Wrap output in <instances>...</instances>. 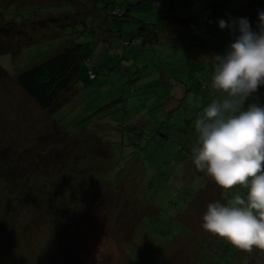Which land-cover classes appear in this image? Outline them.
I'll list each match as a JSON object with an SVG mask.
<instances>
[{
    "label": "rangeland",
    "instance_id": "374dc122",
    "mask_svg": "<svg viewBox=\"0 0 264 264\" xmlns=\"http://www.w3.org/2000/svg\"><path fill=\"white\" fill-rule=\"evenodd\" d=\"M60 1L0 0V264H264V251H241L201 227L209 203H224L245 190L225 192L205 173L195 174L192 160L179 163L196 146V117L218 95L203 87L202 75L213 68L203 63L185 68L184 49L166 41L137 58L147 68L95 69L96 80L90 81L82 66L65 103L50 114L16 87L17 68L36 64L57 48L48 40L28 46L31 29L41 41L42 26L54 19L53 13L30 9ZM150 1L95 4L135 6L130 16L137 19L147 16L136 9L138 3L156 16ZM250 1L216 0L215 22ZM73 6L83 11L78 2ZM207 6L200 10L202 18ZM64 7L73 22L82 20L72 5ZM127 22H112L120 28L119 39H128ZM249 23L256 31L258 19ZM73 26L64 23V39ZM89 38L85 30L70 40L83 44L88 55L94 44L82 41ZM231 41L225 34L224 51ZM115 47L122 56L118 41ZM170 79L186 89L172 90ZM176 91L181 94L171 95ZM254 95L264 105V91ZM214 184L221 195L216 185L209 186Z\"/></svg>",
    "mask_w": 264,
    "mask_h": 264
},
{
    "label": "trees",
    "instance_id": "16d2710c",
    "mask_svg": "<svg viewBox=\"0 0 264 264\" xmlns=\"http://www.w3.org/2000/svg\"><path fill=\"white\" fill-rule=\"evenodd\" d=\"M77 2L83 6V11L74 9L73 5ZM66 4L72 5L73 8L71 11H75V14L80 18L83 16L80 22H73V13L64 7ZM140 4L138 3L136 5V9L140 10L142 8V12L147 16L140 15L137 19L130 16V11L133 8L135 9V6L130 5L129 8L123 9L116 5L110 7V4H103L99 8H96L95 0H61L59 5L50 3L39 9H30L32 11L38 10L37 15L53 13L52 16L54 19L46 20V23L42 26V29H44V37L41 41L34 39V34L37 31L34 32L31 29L29 34H27L29 37L28 46L33 43L39 44L44 40H48L54 41L57 44V48L54 51H50L51 53L49 55L51 56L48 55V58L46 57L28 67L17 68V71L14 72V83L41 111L50 114V112L65 103V101L62 102V98L69 92L71 86L79 77L82 66L88 69V78L90 81L96 80L97 74L95 69L103 70L104 68H112L117 72L121 70L120 68L126 70L127 68H132L133 65L135 68H147V64H138L137 58L142 56V53L147 48L158 47L166 41H172L173 48L176 50L178 48L184 49L180 62L184 64L185 68L192 67V70H194L201 63L207 66V68H213L211 56L213 53L223 54L225 48L224 35L230 33L227 28L221 30L218 22H215L220 11V6L216 4V0H151L150 5L156 12L155 17L147 13L149 10L143 9ZM205 4L208 5L206 8L207 12L202 18L199 13ZM11 7L18 8L15 5H11ZM189 10L192 13L190 16ZM258 10L264 11V0H252L246 6L223 15V19L225 18L224 20L227 21L229 16L247 17L248 21L251 22L252 20L258 19ZM184 11H186L188 16H184ZM159 14H163V16ZM121 18H126L128 21V26L124 28L127 34H129L128 39H119L116 34H119L120 28L115 29L112 25L113 21ZM29 19L30 14L23 21L28 22ZM43 19L45 21V18L42 17V21L39 20V23H42ZM67 20L74 24L72 28L73 33L72 36H67L64 39L65 34L62 30H64V23ZM10 24H7V26ZM14 25L11 24L10 26ZM19 30L22 31L24 28L22 27ZM85 30L90 34L91 38H89L90 42L89 40L82 42L85 45L94 44L91 49H88V55L82 52L83 44H77L75 40H70V37ZM17 32L21 35L18 30ZM63 41H65V44H63ZM117 41L121 47L119 49L123 53L122 56L118 55L117 51H112L114 48L117 49L115 47ZM96 47L97 50L95 49ZM89 54L91 57H89ZM177 57L179 58V54H177ZM160 68L162 67L160 66ZM187 72L189 73V70ZM90 75H93L94 78L91 79ZM203 80L210 83V72L202 75ZM144 83L142 80V84ZM168 84L174 87L172 90L186 89V85H181L173 79H170ZM203 87L206 91L209 89V86L205 84ZM260 88L264 91V85L260 86ZM180 94L181 92L179 91L175 93L171 92L173 96ZM211 100H208L207 104ZM262 101L264 102V100ZM112 103L114 102L110 104ZM192 157V148H190L186 157H183L179 163L183 164L185 160H192ZM193 172L197 175L201 174L194 165ZM215 185L209 186L215 187ZM216 193L221 195L218 190ZM217 194L215 195L216 198Z\"/></svg>",
    "mask_w": 264,
    "mask_h": 264
},
{
    "label": "clouds",
    "instance_id": "9594fccd",
    "mask_svg": "<svg viewBox=\"0 0 264 264\" xmlns=\"http://www.w3.org/2000/svg\"><path fill=\"white\" fill-rule=\"evenodd\" d=\"M218 26L233 42L211 56V83L204 84L218 95L195 119L192 160L225 192L245 191L209 203L201 227L241 251H264V105L254 95L264 85V11L256 31L247 17L218 18Z\"/></svg>",
    "mask_w": 264,
    "mask_h": 264
},
{
    "label": "crops",
    "instance_id": "0c3cea01",
    "mask_svg": "<svg viewBox=\"0 0 264 264\" xmlns=\"http://www.w3.org/2000/svg\"><path fill=\"white\" fill-rule=\"evenodd\" d=\"M50 54V53H49ZM49 56H51V55H49ZM46 58V57H45ZM47 58H48V56H47ZM17 70H15L14 72H16ZM13 78H14V73H13ZM13 78H12V81H13ZM14 82V81H13ZM15 84V83H14ZM16 85V84H15ZM16 87L19 89V87L16 85ZM20 90V89H19ZM20 92L21 93H23L21 90H20ZM24 94V93H23ZM25 95V94H24ZM25 97H27L26 95H25ZM28 98V97H27ZM29 100V99H28ZM51 122V121H50Z\"/></svg>",
    "mask_w": 264,
    "mask_h": 264
},
{
    "label": "built area",
    "instance_id": "2783aa9c",
    "mask_svg": "<svg viewBox=\"0 0 264 264\" xmlns=\"http://www.w3.org/2000/svg\"><path fill=\"white\" fill-rule=\"evenodd\" d=\"M90 78H91V79H93V78H94V76H93V75H90Z\"/></svg>",
    "mask_w": 264,
    "mask_h": 264
},
{
    "label": "bare ground",
    "instance_id": "6f19581e",
    "mask_svg": "<svg viewBox=\"0 0 264 264\" xmlns=\"http://www.w3.org/2000/svg\"><path fill=\"white\" fill-rule=\"evenodd\" d=\"M3 60V59H2ZM4 62V61H3Z\"/></svg>",
    "mask_w": 264,
    "mask_h": 264
}]
</instances>
